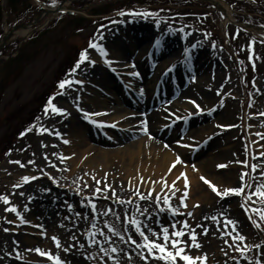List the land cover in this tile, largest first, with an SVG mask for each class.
<instances>
[{"label":"rangeland","instance_id":"rangeland-1","mask_svg":"<svg viewBox=\"0 0 264 264\" xmlns=\"http://www.w3.org/2000/svg\"><path fill=\"white\" fill-rule=\"evenodd\" d=\"M262 1L264 2V0ZM29 2L32 1L22 0V3ZM5 3L8 1H4V5ZM112 9L108 8V10ZM132 11L143 10L136 8ZM208 15L204 14L202 18L196 16L187 20L172 17L170 21L166 22L127 14L120 16L116 13L107 18L95 17L93 23H83L82 28H79L82 23L79 24L76 19L63 18L41 35L36 44L31 43L23 49L21 56L26 53L27 59L24 58L23 61L10 65L3 72L2 83L7 81H11V83L7 87L0 88V196L9 198L8 204L0 200V264L48 262L46 256L35 251L36 248L50 252L52 255H59L66 264H115L111 259L112 256H115L120 264H146L139 254L141 250L132 245L131 241L124 243L120 236L114 235L109 229V224L114 225L121 232L125 241L131 235L139 243L135 226H129V221L133 216L142 221V226L143 224H150L149 213L164 224H168L171 220V213L153 212L151 200L146 199L144 202H138L133 199L136 196H133L132 193L137 188L145 195L149 189H143L142 186L138 185L136 180L138 173L134 170L132 171V178L128 179L126 173L120 170L118 159L108 157V163L112 167L110 175H114V178L112 179L107 175V183H114V188H121L125 191L123 193L126 198V200L123 199L125 203H118L114 198L103 199L101 196L93 195L94 192L88 187L96 182H91L87 176L83 175V170L74 169V163L69 155L71 149L66 145L63 136L69 129V121L73 125L72 118L79 123L75 111L77 114L80 112V123L86 122L90 125L88 126V134L92 140L90 146L94 150L125 152L130 149H137L131 144L141 143L144 150H140V159L145 157L159 159L160 150H166L165 153L170 151L175 158L177 156L181 158L183 161L181 165L188 166L195 175L198 173L202 185L207 187L205 181L201 179V177L205 178L206 175L205 171L204 173L200 172L199 163L214 156L211 152L218 145V148L222 147L223 151L216 156L217 158L213 163L222 162L227 165L223 168L217 167L216 171L224 174L225 179L230 182V187L244 185V182L239 179L242 172L248 173L245 176V182L251 184V188L245 187V193L254 192L258 184L264 183V175L260 174L264 172V156L259 155V153L264 152V114H262L264 113V29L258 32H252L248 29L245 30L246 32H241L237 29L238 27L232 26L227 33V19L224 15H213L212 13H208ZM121 21L123 22L121 23ZM140 26L144 30L147 29L146 33L149 37L143 40L144 34H139L138 37L141 41L135 39L136 41L133 42L137 45L136 50L149 45L163 48L169 44L167 42L173 41L172 45L176 46V51L169 54L167 58H169V62L179 63L178 68H176L177 75L180 74L179 70L186 72L185 76H181L180 79L182 85L178 86L186 85L184 94L186 96L190 94L188 102L186 100L180 101L178 98L177 101L174 100L176 105L173 108L167 107L168 114L169 112L172 113L168 117L170 121L176 120L182 123L184 128L186 126L185 130L180 131L182 133L180 137L172 141L164 140L155 133L149 135L150 138L148 139L151 143L146 145V136L137 134V128L129 130L132 122L121 125L124 131L128 129L126 132L115 128L118 125L112 127L114 123H108L109 128L99 126L96 128L95 124L92 123V119L95 117L92 118L89 115V118L85 119V114H93L100 108L92 109L91 106H83L82 104L86 97L92 99L93 90L99 89L95 83L90 82L78 86L73 82L70 86L66 85L64 89H60L58 94L50 93L46 97L49 89L54 85L57 88L59 81L63 79L73 81L76 78H87V74H80L83 77H79L77 70L88 66L89 61H84L80 68L71 75L68 74L65 78L63 75L59 78L68 67L65 64L67 60L72 59L75 50L78 52L87 49L90 60L96 62L97 59L94 56L97 51L89 48V43L99 44L109 52V50H113L112 45L121 31L126 28H130V31H138ZM230 30L234 32V36L238 37L240 50L235 51L233 48L228 37ZM12 32L20 36L26 35L24 29H13ZM210 35L218 37V42L212 41L209 38ZM222 37L226 40L225 43L221 42ZM157 39L160 41L159 45L155 43ZM175 40H178L179 43L175 44ZM124 41L125 39L122 40V43L119 41L118 45L123 44ZM129 42L132 43L130 39ZM148 43L150 44L147 45ZM192 45H196V47H192ZM185 49L188 51L186 52ZM193 49L204 50L207 53V57L204 59L205 64L202 62L200 72H194L187 68L186 61L180 58L182 53L184 55L186 53L192 54ZM114 56L115 54L109 52L104 60L110 61L111 63L106 65L116 72L114 68L117 66V62L114 60ZM146 56L148 55L146 54ZM69 57L71 59H68ZM163 59L156 64L157 67L164 64ZM128 66L132 65L126 64L119 72H127ZM161 70L163 71H160V74H163L165 68ZM240 71L244 72L247 78L245 83L240 77ZM175 74L176 72L173 75ZM129 79L131 80V77ZM67 88L71 89L69 93H66ZM103 91L105 95H101V92L98 101L99 106L105 110L108 98L114 93V90L105 88ZM52 94L55 95L52 97V102L57 107L66 109V112L55 114L49 108L47 115L45 114L46 103ZM62 95H64L63 99L59 101L58 99ZM95 95L97 96V93ZM174 98H176L175 95ZM192 101L200 105V109ZM207 109L214 110L213 116L209 115L207 122L193 126L192 119L203 117ZM208 110L207 113L210 112ZM190 114L193 116L189 117ZM66 115H69V121H61L60 117ZM50 117L56 118L53 128H47V131L43 132ZM177 117H181V119ZM208 126H211L210 134L214 136L212 145L208 146V151L199 154L201 147L205 144L200 145L198 149H192L190 144L181 141L190 135L200 133L201 128ZM164 127L166 128V126ZM171 130L172 128H169V132ZM258 133L259 135H257ZM202 136V140L209 138ZM105 137L107 139L115 138L116 142L108 139L109 142ZM158 142L162 147L154 146V143ZM99 158L102 157L99 156ZM15 161L20 163H14ZM29 161H34V163H29ZM237 161H247L248 163H237ZM124 163L127 166L139 164L135 159L131 162L130 156L124 157ZM178 164L180 163H177L176 166ZM253 164L261 166L253 171L251 167ZM78 167L82 168L84 164ZM6 175H12L11 177H17V179L21 177L20 180L22 181H24L22 178L25 176L36 178L34 179L35 183H29L28 186L21 189L14 190L11 188L10 190V184L14 182V179L5 180L4 176ZM157 179L154 184L156 192L153 193V199L156 193H160L161 196L167 193L171 197L173 206L178 207L182 213L176 219H187L193 227L202 224L209 229L207 235H204L201 228H196L197 233H201L197 239L202 248L200 250L193 248V254L198 251L206 253L207 264H253L252 261L242 257L238 251L234 250L235 244H240L242 247L244 245L250 247V251L247 253L248 257H259L264 261V220H261L259 213L254 211V209L264 210V202H262L264 198L252 195L251 199L244 202L241 197L232 195L221 200L215 193L208 190L207 193L210 197L207 202H201L199 199L201 195L196 193L195 196H192L193 198L190 197L186 202L184 201L187 204V208H185L179 201V197L182 195L176 191L179 184H177L179 182L177 177L171 175ZM165 181L168 187L161 191ZM173 181L176 182L174 188L172 186ZM101 182L102 185L105 184L104 180ZM187 189H193L192 185L188 186ZM173 191H175V195H172ZM89 201L96 204L95 211L92 210ZM194 201L197 203L193 204ZM197 204L198 206L194 207ZM241 204L243 207L240 206ZM12 206L16 207L19 216L16 212L6 210ZM44 207L48 208L49 212H44ZM109 208L112 211L109 212ZM145 208L148 212L141 215ZM189 211L193 213L194 219L187 216ZM105 212L107 215L104 214ZM138 212L140 215L135 214ZM115 213H118L121 219H117ZM205 216L209 219H204ZM212 216L217 217L215 222L210 219ZM16 219L21 222L27 220L25 223L30 224L17 226L14 224ZM228 220H235L237 223L233 226L227 223ZM253 220L260 225L259 228L253 225ZM39 225L43 227H39ZM151 226L159 227V225ZM238 226L239 229H237ZM34 229H38L40 233L37 235ZM47 229L48 233L45 240L43 236ZM89 233L95 235H89ZM237 234L244 235L246 239L233 242V237ZM53 236L59 239L60 247H57L56 242L52 239ZM73 236L76 239H72ZM109 236L111 239L106 240L105 237ZM93 239L97 243H90ZM225 240L228 241V244L224 243ZM81 244L84 245L83 249L80 248ZM229 244L233 247L229 248ZM255 245H260V247H253ZM111 247H117L118 251L111 253ZM64 248H69V251H64ZM101 248L108 249L109 255L100 251ZM222 248L228 252L227 256L221 251ZM16 254L19 255L15 256ZM144 255H148L146 250H144ZM89 256L92 259H88ZM231 257H235V259ZM14 258H20V262L13 261ZM152 264L155 262L153 261Z\"/></svg>","mask_w":264,"mask_h":264},{"label":"snow or ice","instance_id":"snow-or-ice-1","mask_svg":"<svg viewBox=\"0 0 264 264\" xmlns=\"http://www.w3.org/2000/svg\"><path fill=\"white\" fill-rule=\"evenodd\" d=\"M57 0H52L53 6L56 5ZM132 15L136 17H141V18H148L149 16H154L156 13L149 12L147 10L144 11H132L129 10L127 13L123 10H120L118 12V15L124 16V15ZM123 21H121L122 23ZM156 45L160 44V41L157 39L155 41ZM89 48L92 49H97L100 51L101 55L107 56V51L99 44L95 43H89ZM192 47H196V45H192ZM187 52L188 49H185ZM84 61H89L92 64H95V61L90 60L89 52L87 49L82 50L79 53V59L76 61L75 65L73 68L70 69V72L74 73L76 72L77 69L80 68L81 64ZM110 64L111 62L108 61ZM132 75H139V73H132ZM195 79V77H193ZM77 83L82 84L83 81H77ZM72 80L71 79H63L59 81V88L64 89L66 85H71ZM62 94V93H61ZM193 104H196L195 101H192ZM196 107L200 109V105L196 104ZM51 109L53 113L55 114H61L66 112V109H63L61 107H57L56 104L52 102V98L49 99L47 105L45 106V114L47 115L48 109ZM203 111V109H201ZM208 111H211L209 109ZM264 114V113H262ZM89 115H101L100 113H94V114H85V119L89 118ZM180 119V117H177ZM92 123L97 124L98 122L93 120ZM103 123V122H99ZM144 127L143 131L148 132V122L145 119L143 121ZM112 126H115L113 124ZM44 131H47V129H44ZM23 135V133H21ZM259 135V133L257 134ZM65 143H68V141H65ZM179 143V141H177ZM186 147H191L190 145H185ZM165 147H168V145H165ZM260 156H264V152L259 153ZM14 163L19 164V161H15ZM29 163H34V161H29ZM177 163H183L181 158L179 156L176 157V160L172 163V165L169 167L168 171L171 172L172 169L175 167ZM237 163H244L247 164V161H237ZM227 165L221 164L218 165L217 167L223 168L226 167ZM261 165L258 164H253L251 167L253 171L260 167ZM193 168L195 166L193 165ZM261 175H264V172L260 173ZM248 173L242 172L239 179L241 182H244L243 186H235V187H225L222 190L217 188V185L212 183L211 181L205 180L204 177H201L202 180L205 181V183H208L212 189L213 192H215L216 196L221 198L225 197H230L232 195H235L237 197H241V199L244 202H247L249 199H251L252 195H257L261 198H264V183L258 184L255 191L252 193H245V187L251 188V184L245 182V176H247ZM181 177L184 178V184H185V190L182 196L179 197L180 204L187 208V204L184 203V201L188 198V177L186 173L181 172L180 176L177 177V180H179ZM36 177H28L25 176L23 177L24 181H29L32 179H35ZM95 180L96 178L93 177ZM105 181V188L111 189L112 191V197H107L103 195V189L97 187L95 189V192L93 195H96L99 193L103 199H110V198H115L118 203H125L124 200H122L119 196H116V189L112 188L111 184L107 183V173L105 174V177L103 178ZM141 181L143 180V177L140 178ZM163 179V178H162ZM101 181L96 180V184L99 185ZM155 183V182H153ZM175 181L172 182L173 188L175 187ZM18 186V185H17ZM87 186V185H85ZM168 187L167 182L165 181L163 187L161 188V191H163V188ZM171 190V189H170ZM176 191H180V189H176ZM156 192L155 188H151L148 190L147 195L144 193L140 192V190L137 188L132 194L133 196L138 197L140 200H151L153 202V212H165V213H171V220L168 224L162 223L160 219H157L156 217L152 216L151 213H149L150 217V224H143L142 226V221L140 219H137L135 216L131 218L129 221V226L134 225L135 226V233L138 234V238L140 242L138 243L137 239H134L133 236L129 235L127 241L124 240V237L122 236L121 232L117 230V228L109 224V229L110 231L116 235L120 236L121 240L124 243H127L128 241H131L132 245H135L137 249H140V255L141 258L146 262V264H152L154 261L155 264H207V254L202 253V252H197L196 254H193L192 249L195 248L197 250H200L202 248L201 243L198 241L197 237L201 233H197L196 228H201L202 229V234L207 235L209 229L208 227H205L202 224H197L196 227H193L187 219L184 220H178L176 217L178 215H182L180 212V209L178 207H174L173 204L171 203V197L165 193L163 196L160 195V193H156L155 198L153 199V193ZM23 195V193H21ZM172 195H175V191L172 192ZM31 199V197H29ZM0 200H2L5 204L9 203V198L7 196H0ZM264 202V201H262ZM91 204L92 210H96V204L89 201ZM195 205L194 207H197ZM243 207V204L240 205ZM71 209V206H69ZM8 211L16 212V214L19 216V212H17L16 207L12 206L10 209H6ZM108 211H112L111 208L108 209ZM139 211V209H137ZM254 211L258 212L260 215V219L264 220V210L260 209H254ZM148 210L147 208L144 209V211L141 213V215H144V213H147ZM107 215V212L104 213ZM78 215H80L78 213ZM117 219H121L120 215L118 213H115ZM223 215V213H221ZM188 217H193V213L191 211L187 212ZM194 219V217H193ZM204 219H209V217L205 216ZM212 221H216L217 217L212 216L210 218ZM21 220H23V217H21ZM27 222V221H24ZM11 223V222H10ZM228 224H232L235 226L237 223L235 220H228ZM253 225L257 228L260 227V225L253 220L252 221ZM151 225H159L158 228H154ZM179 225V227H177ZM39 227H43L42 225H39ZM95 227V225H93ZM5 231H8V229H5ZM147 233V234H146ZM215 234V233H214ZM89 235H95L94 233H89ZM52 239L56 242L57 247H60V241L57 237L53 236ZM72 239H76L75 236L72 237ZM106 240H110L111 237H105ZM246 237L244 235H239L237 234L236 236L233 237V242L239 240V241H244ZM90 243H97L95 239L91 240ZM225 244H228V241H224ZM229 248H232L233 245L229 244ZM84 245L81 244L80 248L83 249ZM253 247L259 248L260 245H255ZM122 250V249H121ZM144 250H146L148 255H144ZM235 251H238L240 255L250 261L253 262V264H264V261H262L259 257H248L247 253L250 251V247L248 245H244L243 247L240 244H235ZM36 252H38L42 256H48L49 259L54 260L55 264H65V261H63L59 255H52L50 252H46L40 248L35 249ZM64 251H69V248H64ZM100 251L104 252L105 255H109V251L106 248H101ZM111 253H116L118 251L117 247H111L110 249ZM222 252H224V255L227 256L228 252H226L223 248L221 249ZM88 259H92L91 256L87 257ZM232 259H235V257H231ZM103 259V257H101ZM111 259L115 262V264H120L119 260L115 257L112 256Z\"/></svg>","mask_w":264,"mask_h":264},{"label":"bare ground","instance_id":"bare-ground-1","mask_svg":"<svg viewBox=\"0 0 264 264\" xmlns=\"http://www.w3.org/2000/svg\"><path fill=\"white\" fill-rule=\"evenodd\" d=\"M211 1L214 4H216L217 7L222 12H224L226 15L229 16L231 14L230 7H228L223 1H221V0H211ZM68 5H69V2H67L65 4L63 9L66 10ZM144 28H146V27H144ZM131 34H132V31H130L129 29H127L125 31H121L118 34L116 41L114 42V49L117 48L119 37H121V40H123V37L129 36ZM148 37H149V35L147 33H145L143 40L148 39ZM139 41H141V40H139ZM167 43H169L170 45H167L165 47L166 51H169V50L176 47L175 45H172V42H167ZM174 43L178 44L179 41L175 40ZM130 50L131 51H129L128 55H129V57H133L134 50L132 48ZM198 51H199L198 54H192L191 55V57H190L191 60H190L189 66H188L189 69H194L192 67L193 65L196 64L194 62V60L200 61V63H201L202 60L207 57V53L204 50H198ZM98 59H100V58H98ZM200 63H199V66H200ZM123 64H124V61L119 63V65H123ZM125 64H127V63H125ZM130 67L131 66H129V68ZM163 67H166V65H163L160 68H163ZM200 69H201V67H200ZM95 73H96V75H95ZM79 74H87L86 76L91 83H95L99 86H103L102 80L104 77L102 76V71L99 68V66H95V65L90 64L89 66H87L83 69H80ZM129 74H132V73H129ZM172 79H174V78H172ZM146 80H148V78H146ZM177 83L179 85H181V81H180L179 77L177 78ZM169 86L170 85L167 86L166 95L168 94V92L169 93L173 92V89L172 88L169 89ZM92 97H93V95H92ZM184 97H186V96H184ZM62 99H63V97L61 96L59 98V101H61ZM90 101H91L90 99H85L82 103L88 105V104H90ZM92 106H94L93 103H92ZM168 106H169V104L163 106V108L159 107V108L155 109V111H152L155 108V105L148 103L143 107V109L145 110V112L146 111L150 112V116L151 115L154 116L153 119H157V121H160V119H158V118H160V115H161V121H163L165 124L169 125L170 119L163 117L164 115L165 116L167 115V117H170L171 112H169V114H166V112H167L166 108ZM156 110H157V113H156ZM68 116L69 115L60 117L62 119L61 121H63V120L69 121ZM99 116H102V115H99ZM105 118H106V115L102 119H105ZM55 119L56 118L50 117L49 123L47 122V126L44 129H47L50 127L53 128V123H54ZM201 119L206 120V119H208V116H204V119L203 118H201ZM71 121L73 122V125L69 121V129L63 135L65 137V140L68 141V143L70 144V147H71L70 152H73L71 154L70 159L74 163V165H73L74 169L83 170L82 171L83 175L87 176L91 182H93V181L96 182V180L103 181L104 180L103 178L105 177L106 173L110 178H112V179L114 178V175H112V176L110 175V171L112 170V167L108 163V161H109L108 157H111L112 159H118L119 160V168L122 172L126 173V177L128 179L132 178V173H133L132 171L133 170L138 173V175L136 177L137 183H139V181L141 180L140 177H143V180L140 181V184H139L143 187V189H150L152 187H156L154 185L155 183H153V182L157 181L158 180L157 178L170 177L171 175H172V177H178V176H180L181 172H184V173H186V175L188 177V181L191 183V185L193 187V189L190 191L187 189L188 194H191L190 197L195 196L196 193H198L201 195V197H199V199L203 203L207 202V199L210 197L207 192H208V190L211 189V187H205L204 185H202V183L200 182V178H199L198 173H196V175L194 172L191 173V170L189 169V167L179 165L177 167L175 166L171 172L168 171L169 167L172 165L174 158H175L169 151H168V153H165L166 150L165 151L160 150L159 151V153H160L159 159L151 158V157H145L143 159H140V154H141L140 150H144L142 148L141 143L131 144V146H135V147H137V149H130L131 151L129 150V151H125V152H121V151H117V150L113 151V152H109V151H106L103 149H101V150L99 149V151L94 150L90 146L92 143L90 142L91 140L89 138L87 127L86 126L82 127L81 124L75 122V120H73V118L71 119ZM161 121L159 122L160 123L159 126L163 127L164 123H161ZM171 121H176V120H171ZM198 121L199 120H195V123ZM108 122H109V120H106L104 123H108ZM152 126H153V128L151 129L152 133L149 131V134L150 133L154 134L155 131L158 130L156 128V125L152 124ZM44 129H43V132H44ZM182 129H183L182 124L177 122L173 128L174 133L172 132L173 134L169 136L167 131H165L162 133L161 138L166 137L167 139H172L173 137L177 136L176 133H179V131H182ZM210 132H211V126L204 127L200 130V133L196 134L195 137H192L193 135H190V137L186 138V139L189 140V143L192 145V140L194 138H195V141H196V137H197V140L200 141V140H202L201 135H203L202 136L203 138L206 137V135H209L210 138L207 141V142H209L210 140H212ZM139 133L141 135H144L143 129H140ZM146 138H147L146 145L150 144L151 142L148 139L149 136ZM212 143H210L209 147L212 145ZM154 144H155L154 145L155 147H156V145L160 146L159 142L154 143ZM193 145H195L197 147V145H198L197 141L195 142V144L193 143ZM160 147H162V146H160ZM218 147L219 146L217 145L216 149L212 150V152H211V154H213L214 156L211 155L212 156L211 158H208L207 160L201 161L199 163V165H200L199 170L201 173H204V171H205V175L207 177L205 179H207V181H211L212 183L216 184L217 188L221 190V189L229 186L230 182L228 180L226 181L223 173H218L216 171L218 169L217 165L223 164V163L222 162L217 163V164H216V162L213 163V161H215V159L217 158L216 156L220 152L223 151L222 147L221 148H218ZM207 151H208V149H207ZM126 154H128V155H126ZM99 156H101L102 158H99ZM126 156L131 157V162H133L135 159L136 161L139 162V164L137 166H131V165L127 166V164L124 163V157H126ZM83 164H84V167H82V168L78 167L79 165L82 166ZM152 173H154V176H152ZM11 176L12 175H6L5 180L14 179L15 183L14 182L12 184L9 183L11 185L10 187L12 189H14V190L15 189H21L26 185L28 186L27 182H21V180L17 179V177H11ZM93 177H95L96 179L94 180ZM180 179H181L180 183L178 184V182H177L178 189H180V191H178V193L183 195L184 190H185L184 178L181 177ZM232 179H234V178H232ZM108 184H111L112 188H114V183H108ZM97 187L103 189V193H108V194H110V197H111V195H112L111 189L105 188V184L102 185V182H100L99 185H97L96 183L93 185L91 184V186H89L88 189H90L92 192H95V189ZM115 189H116V196H119L122 199L123 195H121V194H123L125 191L120 190V188H115ZM140 201H144V200H140ZM16 221H18V220H16ZM18 255L19 254H16L15 256H18ZM15 260H18V258ZM13 264H16V263H13Z\"/></svg>","mask_w":264,"mask_h":264}]
</instances>
